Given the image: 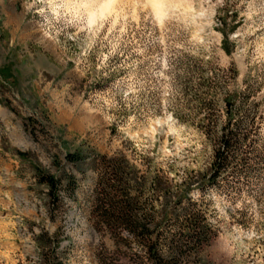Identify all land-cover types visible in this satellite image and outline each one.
Wrapping results in <instances>:
<instances>
[{"label":"rangeland","instance_id":"obj_1","mask_svg":"<svg viewBox=\"0 0 264 264\" xmlns=\"http://www.w3.org/2000/svg\"><path fill=\"white\" fill-rule=\"evenodd\" d=\"M91 1L0 0V264H42V233L64 264H133L89 225L95 158L197 175L213 154L198 127L209 112L224 125L230 95L249 136L205 193L200 264H264V0ZM75 152L85 161L66 162ZM36 168L62 180L58 203Z\"/></svg>","mask_w":264,"mask_h":264},{"label":"trees","instance_id":"obj_2","mask_svg":"<svg viewBox=\"0 0 264 264\" xmlns=\"http://www.w3.org/2000/svg\"><path fill=\"white\" fill-rule=\"evenodd\" d=\"M224 38H226L224 36ZM226 53L229 49L224 47ZM232 96L225 99L227 122L219 126L207 113V124L198 128L213 145L209 167L179 183L158 171L152 176L140 174L126 156L99 155L97 179L89 197L88 222L99 236L108 237L117 251L133 264H200L203 249L215 236L208 217L205 193L234 172L243 160V146L249 131L242 121L233 120ZM210 117V118H209ZM23 158L25 154L19 153ZM81 152L66 156V162L78 165L85 161ZM37 169V179L48 188L53 205L58 203L62 180ZM66 190L73 196L78 184L67 176ZM198 192V198L193 196ZM42 264H64L58 257L59 242L47 233L39 236ZM103 258L100 264H111ZM126 264V263H118Z\"/></svg>","mask_w":264,"mask_h":264},{"label":"bare ground","instance_id":"obj_3","mask_svg":"<svg viewBox=\"0 0 264 264\" xmlns=\"http://www.w3.org/2000/svg\"><path fill=\"white\" fill-rule=\"evenodd\" d=\"M93 1V0H92ZM91 1V2H92ZM97 1V0H96ZM108 1H110V0H108ZM153 1V6H154V8L156 9V10H158L159 9V2H158V0H152ZM95 4V3H94ZM106 5H108V3L106 4ZM92 15H93V13H92ZM91 16V15H90ZM93 17V16H92ZM91 17V18H92Z\"/></svg>","mask_w":264,"mask_h":264}]
</instances>
